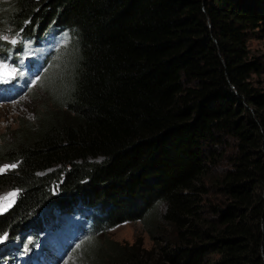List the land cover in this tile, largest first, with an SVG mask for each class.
Returning a JSON list of instances; mask_svg holds the SVG:
<instances>
[{"label":"trees","instance_id":"trees-1","mask_svg":"<svg viewBox=\"0 0 264 264\" xmlns=\"http://www.w3.org/2000/svg\"><path fill=\"white\" fill-rule=\"evenodd\" d=\"M26 20L13 56L45 27L69 40L55 88L40 80L31 117L0 134V165H18L0 173L17 191L0 232L86 201L92 264H264V52L247 44L264 0L0 3L2 26ZM130 220L150 246L98 241Z\"/></svg>","mask_w":264,"mask_h":264},{"label":"rangeland","instance_id":"rangeland-1","mask_svg":"<svg viewBox=\"0 0 264 264\" xmlns=\"http://www.w3.org/2000/svg\"><path fill=\"white\" fill-rule=\"evenodd\" d=\"M3 1L8 0H0V3ZM0 35L8 36V40L17 39L19 41V38L17 37L13 29L11 27L2 26V24L0 27ZM68 36L69 32L66 29L63 30V32L61 33H57L51 30L38 43L30 40L24 41L23 50H25V52L23 53V55L31 53L37 60H40L42 56H45L49 48L53 47L50 69L48 70L45 76L42 75L38 81L36 80V82L28 90L21 93V95H19L18 97L14 99L5 100L3 102L0 101V134L8 130L9 127L15 125L21 115L31 117L32 112L34 111H31V107L33 105L34 109L38 107L40 101L43 99V97H45L43 95L39 96L38 93L37 96L39 97L35 95L36 97L32 99L29 94L33 88L39 85L41 79H44L45 77H53V79H51L52 87L53 89L55 88V84H53L55 82L54 77L61 73L62 70V68L60 67L61 63H59V59L60 62H62L64 61L63 58L65 56L62 51L57 53L56 49L62 47V45L66 47ZM263 43L264 39L260 36L249 37L247 41L248 48L250 51L249 53L259 55L264 52ZM63 63L65 62H62V65ZM17 66L18 64L14 65L15 68H17ZM253 79L255 83L258 79H260V81L264 83V72H262L259 76L254 75ZM49 84L51 85V82ZM9 95L10 92L7 90L6 96ZM165 207L166 203L164 201L158 202L156 206L157 210L161 212L164 211ZM165 228L169 229L170 227L166 226ZM96 235L99 236L98 241L103 239L105 236H109V238L112 239L128 241L131 243L138 237H142L146 246H150L152 243L149 233L147 231V227L141 220H130L122 222L121 224L108 227V229L99 231L96 233ZM43 236H46V233H44ZM55 236L61 238L67 243V245H61L57 250L49 253L46 257H42L40 259L38 257V260L36 256L41 255V252L39 251L40 247L37 246L35 252L33 253L35 255L31 257L32 264H92L89 258H83L85 247L81 246V242L78 239L77 233L69 224L66 223L65 219H62L61 226L56 231ZM90 241L92 240H89L88 242ZM0 264H3V262H0Z\"/></svg>","mask_w":264,"mask_h":264},{"label":"snow or ice","instance_id":"snow-or-ice-1","mask_svg":"<svg viewBox=\"0 0 264 264\" xmlns=\"http://www.w3.org/2000/svg\"><path fill=\"white\" fill-rule=\"evenodd\" d=\"M0 39L2 40H8V36L0 35ZM23 41H17L16 39H11L10 43L12 45H16L17 43H22ZM30 51V49H29ZM24 73L19 71L15 67H10L9 64L5 63L4 61H0V84H8L12 80H14L17 76H23ZM36 80H39V77L36 78ZM36 81H33L35 83ZM18 165L17 164H11V165H5L3 167H0V172L7 171L9 169H14ZM16 192L9 193L7 196L0 198V211H5L6 207H10L11 205L8 204L7 206L4 205L3 201L8 200L9 197H15ZM5 239H7V234H4L3 236H0V243H2Z\"/></svg>","mask_w":264,"mask_h":264},{"label":"clouds","instance_id":"clouds-1","mask_svg":"<svg viewBox=\"0 0 264 264\" xmlns=\"http://www.w3.org/2000/svg\"><path fill=\"white\" fill-rule=\"evenodd\" d=\"M48 72V71H47ZM47 74V73H46ZM45 74V75H46ZM44 75V76H45ZM5 191H7V190H5ZM1 194V193H0ZM58 204H60V203H58ZM56 205V204H55ZM93 226H92V229H91V231L90 232H92L96 227H97V225H98V223L95 221V219L93 220ZM5 231H8V230H5ZM5 231H1V232H5ZM9 232V231H8ZM12 234H13V232H12ZM89 236V235H88ZM88 236L87 237H84V238H82L81 240H80V242H81V246H82V243L84 242V241H87V239H89L88 238Z\"/></svg>","mask_w":264,"mask_h":264},{"label":"bare ground","instance_id":"bare-ground-1","mask_svg":"<svg viewBox=\"0 0 264 264\" xmlns=\"http://www.w3.org/2000/svg\"><path fill=\"white\" fill-rule=\"evenodd\" d=\"M10 92V90H8Z\"/></svg>","mask_w":264,"mask_h":264}]
</instances>
